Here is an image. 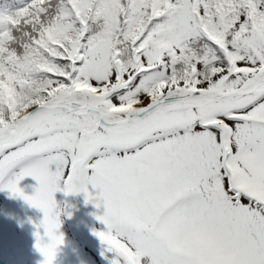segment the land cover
I'll return each mask as SVG.
<instances>
[{"label": "snow or ice", "instance_id": "obj_1", "mask_svg": "<svg viewBox=\"0 0 264 264\" xmlns=\"http://www.w3.org/2000/svg\"><path fill=\"white\" fill-rule=\"evenodd\" d=\"M0 189L43 211L42 264L57 191L103 202L112 264H264V0L0 15Z\"/></svg>", "mask_w": 264, "mask_h": 264}, {"label": "rangeland", "instance_id": "obj_2", "mask_svg": "<svg viewBox=\"0 0 264 264\" xmlns=\"http://www.w3.org/2000/svg\"><path fill=\"white\" fill-rule=\"evenodd\" d=\"M37 186L34 177L26 176L20 181V187L26 194H33ZM98 191V190H96ZM66 195H70L66 201ZM55 199L60 210L59 219L61 221L59 232L63 234L64 242L58 246L54 264H101L96 251L85 246L86 242L81 237H76L69 230L70 226L76 225L84 229V232L92 238L98 237L96 232L107 230V226L97 219L98 215H103L105 207L101 201L100 207L96 206L93 201L86 202L85 194L69 193L63 191L55 193ZM0 211L7 213L5 218V231L0 236V260L7 264L8 258L5 255L6 246L10 258L16 257V261L10 264H42L44 257L36 248V225L40 224L43 218V211L35 206L30 205L20 196H15L8 189H0ZM70 214V215H69ZM11 220L14 222L13 225ZM43 235V228L39 229ZM47 240V237H45ZM100 242L94 246L104 256L108 264L117 258L114 251H108L107 245ZM4 243V246L2 245ZM121 264H123L122 258Z\"/></svg>", "mask_w": 264, "mask_h": 264}, {"label": "trees", "instance_id": "obj_3", "mask_svg": "<svg viewBox=\"0 0 264 264\" xmlns=\"http://www.w3.org/2000/svg\"><path fill=\"white\" fill-rule=\"evenodd\" d=\"M30 3V0H0V15L8 13V14H12L14 13L16 10L23 8L25 6H27ZM3 207H1L0 209H2ZM0 213H2L0 211ZM7 217V213H3L0 216V236H2V234L4 233L5 229V218ZM11 223L13 225V221L11 220ZM69 230L71 231V233L73 235H75L76 237H81L82 239H84L86 242L85 246H87L88 248L96 251L99 259H100V263L101 264H108L103 256V254L98 250L95 249L93 245H95L97 242H100L98 240V237H94L92 238L91 236H89L88 234H86L84 232V230L81 227H77L76 225H72V227L70 226ZM2 245L4 246V243H2ZM5 249V255L8 258L7 264H10V257H9V252L6 249V246L4 247Z\"/></svg>", "mask_w": 264, "mask_h": 264}, {"label": "water", "instance_id": "obj_4", "mask_svg": "<svg viewBox=\"0 0 264 264\" xmlns=\"http://www.w3.org/2000/svg\"><path fill=\"white\" fill-rule=\"evenodd\" d=\"M0 264H4V263L0 260Z\"/></svg>", "mask_w": 264, "mask_h": 264}, {"label": "clouds", "instance_id": "obj_5", "mask_svg": "<svg viewBox=\"0 0 264 264\" xmlns=\"http://www.w3.org/2000/svg\"><path fill=\"white\" fill-rule=\"evenodd\" d=\"M18 39H22V37H18Z\"/></svg>", "mask_w": 264, "mask_h": 264}, {"label": "flooded vegetation", "instance_id": "obj_6", "mask_svg": "<svg viewBox=\"0 0 264 264\" xmlns=\"http://www.w3.org/2000/svg\"><path fill=\"white\" fill-rule=\"evenodd\" d=\"M71 195H72V193H71ZM69 197H70V195H69Z\"/></svg>", "mask_w": 264, "mask_h": 264}]
</instances>
